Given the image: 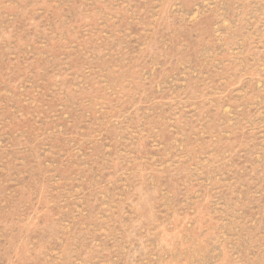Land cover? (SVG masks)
Returning <instances> with one entry per match:
<instances>
[{"label":"rangeland","instance_id":"obj_1","mask_svg":"<svg viewBox=\"0 0 264 264\" xmlns=\"http://www.w3.org/2000/svg\"><path fill=\"white\" fill-rule=\"evenodd\" d=\"M0 264H264V0H0Z\"/></svg>","mask_w":264,"mask_h":264}]
</instances>
